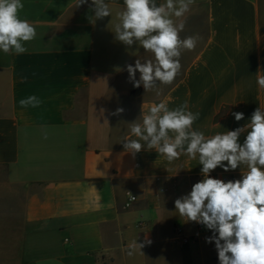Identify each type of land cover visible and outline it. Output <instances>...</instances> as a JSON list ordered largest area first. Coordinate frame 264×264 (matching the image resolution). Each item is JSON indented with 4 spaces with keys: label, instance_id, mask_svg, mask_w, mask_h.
Returning <instances> with one entry per match:
<instances>
[{
    "label": "crops",
    "instance_id": "0c3cea01",
    "mask_svg": "<svg viewBox=\"0 0 264 264\" xmlns=\"http://www.w3.org/2000/svg\"><path fill=\"white\" fill-rule=\"evenodd\" d=\"M21 2L20 18L36 37L22 54L0 50V182L22 190L18 208L0 202V264H219L215 243L206 242L213 232L174 204L201 181L198 156L169 162L145 148L133 157L122 141L138 139L130 124L151 105L187 102L200 113L194 130L211 137L244 127L243 143L252 113L264 111L256 83L264 72V0H195L180 36L198 37L196 47L182 52L172 84L150 91L133 86L127 65L153 54L115 38L124 0H105L111 15L99 20L92 0ZM32 95L39 107H21ZM117 108L124 111L114 115ZM247 171L218 167L209 175L227 182ZM176 227L187 244L171 241ZM134 240L151 244L129 256Z\"/></svg>",
    "mask_w": 264,
    "mask_h": 264
},
{
    "label": "clouds",
    "instance_id": "9594fccd",
    "mask_svg": "<svg viewBox=\"0 0 264 264\" xmlns=\"http://www.w3.org/2000/svg\"><path fill=\"white\" fill-rule=\"evenodd\" d=\"M87 3L88 0H78L77 7ZM194 3L195 0H166L157 6L155 0H124L125 8L118 13L119 23L115 25L116 40L127 46L138 42L154 56L143 63L137 59L134 66L127 65L134 87L143 85L150 91L157 89L158 84L173 83L181 70L182 52L194 50L198 41L196 36H180L185 28L182 18ZM92 7L97 20L111 15L105 0H92ZM23 8L21 0H0V50L6 54L26 52L25 42L36 37L35 27L20 18ZM256 83L264 89V72L257 73ZM19 103L21 107L35 108L42 101L32 95ZM123 111L117 108L113 114ZM233 115L236 121L244 119L242 112ZM199 116V112L188 110L187 102L175 109H170L166 102L153 104L143 114L142 122L130 124L131 134L138 139H125L123 147L133 157L142 149H154L169 162L179 159L181 154L190 159L198 156L203 179L187 195L175 200L179 215L213 232L206 242L215 243L219 264H264V111L257 108L252 113L250 131L243 143L240 135L244 127L211 137L194 130ZM43 135L48 138L46 131ZM240 165L248 169L241 179L225 182L209 175L218 167L228 172ZM146 244H151V240L132 241L127 254L141 252Z\"/></svg>",
    "mask_w": 264,
    "mask_h": 264
},
{
    "label": "rangeland",
    "instance_id": "374dc122",
    "mask_svg": "<svg viewBox=\"0 0 264 264\" xmlns=\"http://www.w3.org/2000/svg\"><path fill=\"white\" fill-rule=\"evenodd\" d=\"M21 192L22 190L18 187L4 188L0 182V202H8L16 209L21 204Z\"/></svg>",
    "mask_w": 264,
    "mask_h": 264
},
{
    "label": "built area",
    "instance_id": "2783aa9c",
    "mask_svg": "<svg viewBox=\"0 0 264 264\" xmlns=\"http://www.w3.org/2000/svg\"><path fill=\"white\" fill-rule=\"evenodd\" d=\"M212 178H217L216 176H214V175H210ZM203 179V177L201 178V180ZM134 196H129L128 197V199H127V202H125V206H128L129 205V203L131 202V201H133L134 200V198H133ZM195 223V226H196V228L197 229H204V228H206L204 225H202V224H199V223H196V222H194ZM172 240V242L173 243H176V244H187L189 241H190V239H189V237L188 236H186L184 233H183V231L181 230V228H178V227H176L175 229H174V232H173V236H172V238H171Z\"/></svg>",
    "mask_w": 264,
    "mask_h": 264
}]
</instances>
